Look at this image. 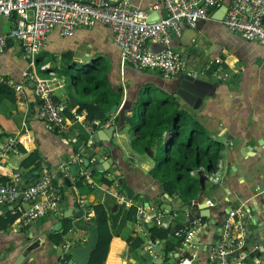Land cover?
Wrapping results in <instances>:
<instances>
[{
    "label": "crops",
    "instance_id": "obj_1",
    "mask_svg": "<svg viewBox=\"0 0 264 264\" xmlns=\"http://www.w3.org/2000/svg\"><path fill=\"white\" fill-rule=\"evenodd\" d=\"M130 1L144 10L150 20L164 16L163 9H151L150 1ZM228 2L225 0V4ZM217 10L211 9L208 17L193 28L184 25L181 35L171 40L170 46L180 53L181 69L169 78H164L157 70H139L121 63L112 32L102 24L78 28L71 37L61 36L54 28L45 47L33 60L23 52L16 39L10 38L6 49L0 53V77L22 83L25 97L19 99L13 89L4 85L13 91L14 99L0 96V145L5 138L16 136L18 156L37 151L41 167L31 178L29 169L22 167L29 156L18 169L12 168L9 157L5 158V166L22 170L25 179L30 177L28 183L43 174L51 175L57 180L60 202L55 211L32 224L17 228L12 222L7 229H0V264H68L66 256L70 258L75 246L86 243L91 227L96 225L94 213L88 216L89 220L83 219L85 208L91 209L98 204L107 212L112 234L103 264H177L187 253L193 255L194 264H212L206 246L212 244L216 224L223 222L228 212L235 209H240L239 214L246 212L241 222L247 219L255 229L250 244H257L264 250V226L263 232L256 229L263 223L254 225L252 205L248 203L256 193L254 186L264 185V44L229 31L221 20L214 18ZM14 20L15 16L0 17L5 33L9 32ZM148 47L152 51L164 48L159 43H148ZM217 58L230 76L225 81L217 80L209 70L203 72ZM94 60H98V65L104 64L100 66L106 69L105 82L120 100L106 111L95 105L98 113L90 121L86 110L79 111V106L84 101L92 102L94 96L80 93L81 82L77 76ZM31 73L47 81L57 101L85 113L86 120L95 129L91 138L79 123L71 124L68 132L46 128L37 116L38 102L28 77ZM113 106L116 108L111 112ZM153 106L166 108L172 115L160 146L156 137L140 138L142 133L149 134L140 117ZM177 112L186 117V136L193 130L192 122L201 128L196 134L209 146L211 153L217 154L211 141L221 144L216 170L218 181L208 178L215 171L208 172L206 167L191 171L199 181L200 190L198 197L188 205L180 195L168 193L153 175L155 157L163 156L164 142L170 136ZM131 125H136L137 130ZM217 139H225L229 148ZM87 148H93L95 155L85 166ZM73 164L80 166L78 174L71 173L69 167ZM59 173L63 176L58 177ZM86 173L89 179L84 177ZM78 176L83 178L80 185L76 184ZM105 178L111 182L109 185L103 180ZM119 194L131 199V208L136 209L133 219L128 217L130 208L118 201ZM166 197L185 204L187 210H177V205L171 211L166 210L163 208ZM207 200L213 205L209 206ZM139 206L161 209L165 218L177 226L188 218H206L195 236L196 248L178 249L166 255L164 242L153 239L148 232L155 224L152 212L148 210L147 217L139 216ZM5 214L12 215L10 206L0 207V215ZM66 226L68 229L64 232ZM84 229L86 233L81 231ZM128 237L141 238L143 246L138 251L131 250ZM26 239L29 243L35 239L41 242L22 258L20 254L25 246L21 244ZM153 243H156L152 254L155 261L150 262L142 250Z\"/></svg>",
    "mask_w": 264,
    "mask_h": 264
},
{
    "label": "built area",
    "instance_id": "obj_2",
    "mask_svg": "<svg viewBox=\"0 0 264 264\" xmlns=\"http://www.w3.org/2000/svg\"><path fill=\"white\" fill-rule=\"evenodd\" d=\"M140 1H150L152 10L163 9L164 16L149 21L148 14L130 0H0V17L15 16L8 33L3 31L0 23V53L6 49L8 39L14 38L23 52L33 60L45 47L47 37L54 28L58 29L61 36L71 37L78 28L102 24L112 32L113 41L120 50L121 63L130 64L139 70H157L164 78H169L181 69L180 53L170 46L171 40L181 35L184 25L195 27L200 20L208 17L211 9H219L222 5L227 6L221 19L225 28L247 40L264 44V0H229L227 4L225 0ZM148 43H159L164 48L152 51ZM206 70L217 80L225 81L230 77L219 58L210 62L203 72ZM28 77L38 102V119L44 122L48 130L68 132L71 124L79 123L91 138L95 131L94 125L86 120L84 112L68 108L66 104L57 101L43 78L34 73ZM0 84L10 87L19 99H24L22 83L0 77ZM18 154L17 137L5 138L0 145V175L6 176L8 182L0 184V207L10 206L11 214L15 215L13 226L22 228L55 211L60 202V194L53 177L47 173L31 183L27 182L22 190L24 172L5 166V158ZM217 173L215 171L208 178L217 182ZM84 177L89 179V173L84 174ZM117 197L126 208L133 205L126 195L119 194ZM206 202L209 206L213 205L209 200ZM148 210L160 228L169 229L175 225L165 218L164 211L159 208L139 206L137 214L147 217ZM239 211L235 209L227 214L218 239L209 246L207 256L211 263L264 264V250L257 244H248L247 230L244 222H241L244 212L239 214ZM92 213L91 209L85 208L83 219L89 220L88 216ZM235 216H238V221H235ZM203 225L201 217H193L175 226L173 236L181 240L179 250L196 248L195 236ZM85 230L81 231L86 233ZM155 245L153 243L146 247L150 254H153ZM63 261L66 262L64 256Z\"/></svg>",
    "mask_w": 264,
    "mask_h": 264
},
{
    "label": "trees",
    "instance_id": "obj_3",
    "mask_svg": "<svg viewBox=\"0 0 264 264\" xmlns=\"http://www.w3.org/2000/svg\"><path fill=\"white\" fill-rule=\"evenodd\" d=\"M10 38L8 39V41ZM71 68L74 64H71ZM105 68L98 65V60L85 68L83 72L78 75L80 82L82 79L80 93L83 95L92 94L94 98L89 101H84L79 106V111L86 110L88 120H93L97 115L98 110L95 105H99L103 110H107L112 104L119 102V96L112 90L113 88L105 82ZM0 96L13 100L14 93L8 87L0 85ZM166 108L153 106L146 114L140 117L142 125L147 128L149 134L142 133L141 139L147 137L157 138L158 146L161 145V137L163 132L168 129L169 118H171ZM175 124L170 130V136L164 142L163 156L160 158L155 157L156 165L153 170V175L157 177L163 188L170 194H178L185 201V204L192 203L198 196L200 184L196 175L190 174L196 168L206 167L208 172L213 173L218 169L220 156L218 152L221 149V144L216 141L211 143L216 147V153H211L209 146L203 144L201 136L197 133L200 130L195 123L191 122L193 130L185 135L184 127L186 126V117L183 113L177 112L174 116ZM129 122L131 119H128ZM137 130L136 125H131ZM142 126V127H143ZM1 127V124H0ZM23 153L26 151L22 150ZM23 168L29 169L28 174H33L35 170L41 167L40 155L37 151H32L29 157L24 161ZM37 177V176H36ZM39 177V175H38ZM82 177H77V185L82 184ZM108 185L110 181L103 179ZM57 180L54 179V182ZM8 182L6 176L0 175V184ZM96 216L95 224L98 229V241L94 247L89 264H103L107 257L109 243L112 238L111 230L108 223L107 212L102 204L90 207ZM136 213L135 207H130L128 217L133 219ZM206 218H202L204 221ZM15 220V215H0V229H7ZM176 225L171 226L169 229L160 228L156 224L152 225L148 232L153 239L164 242L165 254L168 255L172 251H178L181 245V240L173 236V230ZM67 231L68 227H65ZM60 242V237H57ZM56 240L55 242L58 243ZM127 243L129 248L133 251H138L143 246V240L139 237H128ZM69 259V256H66ZM194 262L193 255L185 254L181 256L177 264H192ZM165 264V263H164Z\"/></svg>",
    "mask_w": 264,
    "mask_h": 264
},
{
    "label": "water",
    "instance_id": "obj_4",
    "mask_svg": "<svg viewBox=\"0 0 264 264\" xmlns=\"http://www.w3.org/2000/svg\"><path fill=\"white\" fill-rule=\"evenodd\" d=\"M227 6L226 5H222L218 10L217 13L215 14V19L217 20H221L226 12ZM149 19V18H148ZM149 21H153L150 20ZM116 106H113V108L111 109V112H113L115 110ZM217 141L222 142L223 144H225L227 146V141L225 139H217ZM229 148V145L227 146ZM87 156L84 159V165L87 166L89 164V158L91 156H94V150L93 148H87L86 150ZM29 156V153L22 155V156H12L8 158V162H10L12 168L14 169H18L22 166L23 161ZM70 171L72 174H78L80 172V166L73 164L70 165L69 167ZM39 172H34L33 174L30 175V177L32 178L34 175H37ZM59 176H63L62 173L58 174ZM29 178L27 179H23L21 184H22V190L25 189L27 182L29 181ZM57 177V176H56ZM67 180V179H66ZM68 183V181H67ZM255 190L256 193H254V198L253 200H249L248 203H250L252 205V209L250 210L253 213V223L254 225H256L257 223H263L259 226H257L256 229L260 230L263 232V226H264V185L260 186V185H255ZM165 203L163 205V208H165L168 211L173 210V208H175V205H177L176 209H181L183 211L187 210V206L183 203H176V202H172L171 200H169V197H166V199H164ZM258 209V211H257ZM231 211V210H230ZM229 211V212H230ZM228 212V213H229ZM246 215V212H244V216ZM235 221H238V216L234 217ZM244 224L245 227L247 229V234H246V238L248 241V244H250V237L253 233H255V229H252L250 227L249 221L246 219L244 220ZM222 227V222H218L216 224V229L213 232V236H212V244H214L216 242V240L218 239L219 235H220V228ZM98 241V229L96 225H93L90 229V233L89 236L86 240V243L82 246H75L71 251H70V258L68 260V264H89V259H90V255L94 249V247L96 246ZM41 242L40 239H35L34 241L29 243V239H26L21 245L25 246L23 248V250H21V254L20 257H25L26 255L30 254V251L35 248L39 243ZM251 245V244H250ZM209 245L206 246V250L208 251ZM142 254L143 256L150 262L155 261L154 257L152 254H150L147 250H142ZM194 262H192V264H194ZM213 264V263H212Z\"/></svg>",
    "mask_w": 264,
    "mask_h": 264
},
{
    "label": "rangeland",
    "instance_id": "obj_5",
    "mask_svg": "<svg viewBox=\"0 0 264 264\" xmlns=\"http://www.w3.org/2000/svg\"><path fill=\"white\" fill-rule=\"evenodd\" d=\"M101 64H103V63H101ZM101 64H100V65H101ZM103 66H104V64H103ZM81 82H82V79H81ZM81 84H82V83H81Z\"/></svg>",
    "mask_w": 264,
    "mask_h": 264
}]
</instances>
